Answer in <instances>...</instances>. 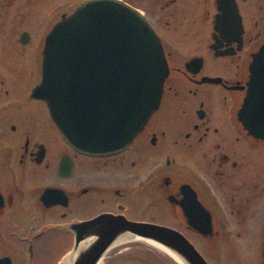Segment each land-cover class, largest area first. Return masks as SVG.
<instances>
[{"label":"flooded vegetation","instance_id":"flooded-vegetation-1","mask_svg":"<svg viewBox=\"0 0 264 264\" xmlns=\"http://www.w3.org/2000/svg\"><path fill=\"white\" fill-rule=\"evenodd\" d=\"M85 1L0 0V264H56L74 225L100 214L171 227L207 251L223 233L256 237L255 220L264 238V138L238 116L264 0H120L149 25L169 73L142 129L104 156L69 146L32 93L48 33Z\"/></svg>","mask_w":264,"mask_h":264},{"label":"water","instance_id":"water-1","mask_svg":"<svg viewBox=\"0 0 264 264\" xmlns=\"http://www.w3.org/2000/svg\"><path fill=\"white\" fill-rule=\"evenodd\" d=\"M248 69L238 114L244 128L259 139L264 138V44ZM168 73L163 46L137 11L119 0H88L48 33L41 81L33 95L47 102L72 148L108 155L125 148L157 109ZM74 226V244L66 255H72L70 264H96L124 233L166 247L184 264H209L181 232L168 226L109 214ZM210 229L208 220L202 232Z\"/></svg>","mask_w":264,"mask_h":264},{"label":"rangeland","instance_id":"rangeland-1","mask_svg":"<svg viewBox=\"0 0 264 264\" xmlns=\"http://www.w3.org/2000/svg\"><path fill=\"white\" fill-rule=\"evenodd\" d=\"M231 229L239 228L230 224ZM237 226V227H236ZM263 222L254 221L256 237L223 235L214 241L217 248L207 251L202 248V241L192 237V241L206 257L209 264H258L260 262V247L263 238ZM243 228L247 227V223ZM240 229V228H239ZM235 234V232H233ZM201 247V248H200ZM101 264H179L166 253L154 248L147 243L131 241L122 243L116 248L108 250L102 257Z\"/></svg>","mask_w":264,"mask_h":264},{"label":"bare ground","instance_id":"bare-ground-1","mask_svg":"<svg viewBox=\"0 0 264 264\" xmlns=\"http://www.w3.org/2000/svg\"><path fill=\"white\" fill-rule=\"evenodd\" d=\"M128 240H140V241H143L144 243H147L148 245L154 247V248H157L158 250L166 253L167 255H169L170 257H172L173 259H176L179 263L181 264H184L181 260H179L171 251H169L166 247L160 245V244H157L156 242L154 241H151V240H147V239H143V238H140V237H133L132 235H130L129 233H124L122 234L117 240H115L113 242V244L109 247V250H111L112 248L122 244L123 242L125 241H128ZM103 257V256H102ZM102 257L97 261L96 264H101V261H102ZM72 260V255H69V256H66V258L62 261L61 264H70Z\"/></svg>","mask_w":264,"mask_h":264}]
</instances>
